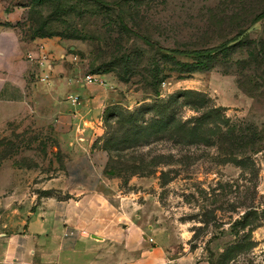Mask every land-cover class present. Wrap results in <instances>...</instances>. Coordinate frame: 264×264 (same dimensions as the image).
Segmentation results:
<instances>
[{
	"label": "rangeland",
	"instance_id": "374dc122",
	"mask_svg": "<svg viewBox=\"0 0 264 264\" xmlns=\"http://www.w3.org/2000/svg\"><path fill=\"white\" fill-rule=\"evenodd\" d=\"M263 11L264 0H0V31L62 54L24 50L39 94L0 118V236L42 198L68 196L46 184L64 159L42 92L78 71L113 90L99 115L106 173L172 264H264V15L252 22Z\"/></svg>",
	"mask_w": 264,
	"mask_h": 264
},
{
	"label": "crops",
	"instance_id": "0c3cea01",
	"mask_svg": "<svg viewBox=\"0 0 264 264\" xmlns=\"http://www.w3.org/2000/svg\"><path fill=\"white\" fill-rule=\"evenodd\" d=\"M36 43L62 55L51 40H34L22 48L11 33L0 31L1 120L25 110L29 99L39 94L33 89L29 97L31 66L22 60L24 50ZM58 65L50 69L55 72ZM80 76L78 71H64L42 92L64 159L59 175L46 184L68 196L42 198L21 230L1 235L0 264H172L170 252L152 241L151 226L135 220L119 180L106 173L99 115L113 90L106 84L77 81ZM68 95L76 96L77 102L70 103Z\"/></svg>",
	"mask_w": 264,
	"mask_h": 264
},
{
	"label": "trees",
	"instance_id": "16d2710c",
	"mask_svg": "<svg viewBox=\"0 0 264 264\" xmlns=\"http://www.w3.org/2000/svg\"><path fill=\"white\" fill-rule=\"evenodd\" d=\"M263 15H264V11L261 12V13H259V14H257V15L254 17V19L252 20V22H253V23L256 22V21H257L258 19H260ZM40 26H42V25H40ZM37 31H40V30H37ZM42 34H44V32H42ZM39 35H41V34H39ZM238 35H239V34H237V36H238ZM237 36H236V37H237ZM236 37L233 38L231 41H234V40L236 39ZM228 43H229V41H228V42L221 43L220 45L215 46V47L204 48V49H194V50H172V51L167 50V51H169V52H176V53H179V54H188V55H193V56H200V55H203V54H205V53H209V52H211V51H216V50H222V49H225Z\"/></svg>",
	"mask_w": 264,
	"mask_h": 264
},
{
	"label": "built area",
	"instance_id": "2783aa9c",
	"mask_svg": "<svg viewBox=\"0 0 264 264\" xmlns=\"http://www.w3.org/2000/svg\"><path fill=\"white\" fill-rule=\"evenodd\" d=\"M39 52H44V50L42 49V46L39 48ZM26 58L29 61H33V58L31 57L30 53L26 54ZM37 58L38 59H36L35 62L40 63L44 59V53L40 54L39 57H37ZM76 80L84 82V83H97L100 85L103 84V82L100 79L96 78L95 75H92V74H84L80 77H77ZM67 100H69L70 103L73 104V103L77 102V97L76 96L73 97V96L68 95Z\"/></svg>",
	"mask_w": 264,
	"mask_h": 264
}]
</instances>
